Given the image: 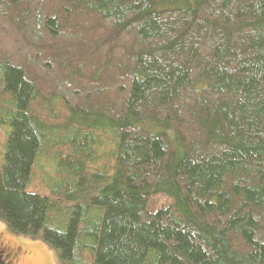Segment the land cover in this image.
<instances>
[{
    "label": "trees",
    "instance_id": "obj_1",
    "mask_svg": "<svg viewBox=\"0 0 264 264\" xmlns=\"http://www.w3.org/2000/svg\"><path fill=\"white\" fill-rule=\"evenodd\" d=\"M6 123L0 219L63 263L264 264V0H0Z\"/></svg>",
    "mask_w": 264,
    "mask_h": 264
},
{
    "label": "rangeland",
    "instance_id": "obj_2",
    "mask_svg": "<svg viewBox=\"0 0 264 264\" xmlns=\"http://www.w3.org/2000/svg\"><path fill=\"white\" fill-rule=\"evenodd\" d=\"M9 129L10 126L7 123L0 126V166L3 163V155ZM51 131L53 130H50V133ZM46 159V157L38 159L36 163L37 184L33 186L32 181L29 182L27 185L29 191L42 193V189L45 188L42 181H46V175L39 176L38 174L39 166L44 165ZM87 162V165L90 167L89 171H91V173L96 172L98 164L91 162L89 159H87ZM47 176L51 178L48 185L56 186L59 181L55 175L50 174ZM48 216L57 218V213L55 210H51L48 212ZM10 249H17L14 256L10 255ZM3 259V262L6 263L2 264H65L61 261L58 251L43 241L40 235L25 236L15 233L5 221L0 219V261Z\"/></svg>",
    "mask_w": 264,
    "mask_h": 264
},
{
    "label": "flooded vegetation",
    "instance_id": "obj_3",
    "mask_svg": "<svg viewBox=\"0 0 264 264\" xmlns=\"http://www.w3.org/2000/svg\"><path fill=\"white\" fill-rule=\"evenodd\" d=\"M16 252H17V249H13V250L10 249V255H11V256H14V255L16 254ZM11 256H10V257H11Z\"/></svg>",
    "mask_w": 264,
    "mask_h": 264
}]
</instances>
